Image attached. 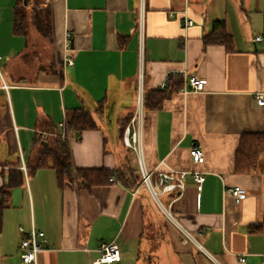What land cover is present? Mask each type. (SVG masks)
Masks as SVG:
<instances>
[{
	"label": "crops",
	"instance_id": "crops-1",
	"mask_svg": "<svg viewBox=\"0 0 264 264\" xmlns=\"http://www.w3.org/2000/svg\"><path fill=\"white\" fill-rule=\"evenodd\" d=\"M41 1L51 10L60 71L39 65L35 48L32 59L28 34L45 38L33 26L25 35L13 32L17 0H0V190L9 191L0 264H23L19 226L45 233L36 264H98L102 242L116 244L121 259L101 264L139 256L146 204L138 193L145 184L122 128L138 89L160 88L167 75L182 83L160 107H142L141 164L153 183L160 173H182L183 188L161 193L169 218L159 227L151 215L153 227L187 264H198L197 256L209 264H264V153L255 171L234 170L240 135L264 132V105L256 101L264 94V41L255 40L264 35V0ZM184 10L192 19L187 27L179 23ZM215 20H224L231 50L203 42ZM190 76L205 80L203 90L180 91ZM78 108L95 127L68 129L72 165L109 169L112 180L59 185L52 166L35 167L40 141L60 133L58 123ZM195 145L202 162L189 156ZM196 171L204 175L200 187ZM233 186L246 194L234 198Z\"/></svg>",
	"mask_w": 264,
	"mask_h": 264
},
{
	"label": "trees",
	"instance_id": "trees-1",
	"mask_svg": "<svg viewBox=\"0 0 264 264\" xmlns=\"http://www.w3.org/2000/svg\"><path fill=\"white\" fill-rule=\"evenodd\" d=\"M33 26L43 38H52L51 10L42 4L41 0H17L13 15V32L25 35L29 27ZM203 42L221 43L227 50L232 49L230 34L225 29L224 20H215L212 28L203 37ZM182 83L180 76H169L164 88L145 91L142 93L143 108H158L164 99L177 91ZM125 122L124 127L129 122ZM67 127L70 132L81 133L83 130L92 129L95 123L90 113L83 109H75L66 117ZM41 147L36 156L35 167L52 166L57 173L59 185L66 180L80 178L86 185L91 182H101L110 179L113 171L109 169H81L75 168L71 161L69 142L60 139L59 133L40 141ZM264 153V132H244L240 135L237 148L234 153V170L240 173H250L257 169L261 154ZM3 195L0 199V228L1 213L6 206V197L9 194L7 188L1 189ZM6 196V197H5Z\"/></svg>",
	"mask_w": 264,
	"mask_h": 264
},
{
	"label": "built area",
	"instance_id": "built-area-1",
	"mask_svg": "<svg viewBox=\"0 0 264 264\" xmlns=\"http://www.w3.org/2000/svg\"><path fill=\"white\" fill-rule=\"evenodd\" d=\"M45 3H49L50 0H43ZM179 23L181 26L187 27L192 24V19L186 15V11H183V14L179 18ZM69 33H66L65 37L67 38ZM255 40L264 41V35H257ZM67 47V46H66ZM1 59V56H0ZM63 62L65 64H72L73 57L72 54L65 53ZM141 77V74L139 75ZM1 77V72H0ZM169 76H165L162 81L160 88H164L167 84ZM187 87L180 88V91L187 93L188 91H201L204 88L205 80L197 78L195 76H190L187 79ZM5 89L8 86L3 83L2 85ZM257 104L264 105V94H258L256 96ZM142 91L138 89L137 92V106L133 116L130 118L129 122L126 124L123 131V143L126 147L132 149L139 157L140 165V175L142 183H144L151 194L155 199L160 203L158 199V194L173 190L176 187L183 188L181 179L183 174L181 173L178 177L174 176L172 173L163 172L158 174L156 182L153 183L151 173L143 169L141 164V129H142ZM58 128L61 130L59 133L60 139L70 141L71 137L68 132L66 118L58 123ZM189 156L194 162L203 161V152L198 145L192 146L189 148ZM113 178L111 177L110 180ZM193 180L197 187H200L201 183L204 180V175L200 172L193 173ZM230 193L236 199L242 198L246 191L240 186H233L229 188ZM19 232L21 233L20 241V259L23 264H36L37 253L42 250L47 242L44 231L37 230L34 227H31L29 230H24L21 226L18 227ZM100 253L98 259L95 261L98 264L101 263H112L117 262L121 259V252L116 244L113 242H102L98 247Z\"/></svg>",
	"mask_w": 264,
	"mask_h": 264
},
{
	"label": "rangeland",
	"instance_id": "rangeland-1",
	"mask_svg": "<svg viewBox=\"0 0 264 264\" xmlns=\"http://www.w3.org/2000/svg\"><path fill=\"white\" fill-rule=\"evenodd\" d=\"M29 46L28 51L32 55L34 60L32 49L40 51V58L36 59L39 61V65L43 67L52 68L55 71H60L61 61L59 50L56 45L52 43L49 38L42 39L36 33H29ZM1 70V68H0ZM70 113L68 114V116ZM138 197H142L146 204L145 208V237L141 244V252L139 256L137 254L132 255V260L128 264H187V259L185 260L183 256L173 257L169 252L167 243L161 242L159 231L153 227L151 218L153 215L155 220H157V226L162 227V222L169 218L168 211L164 210L161 204L155 199L151 194L147 186L139 189ZM158 199L166 206L165 196L158 194ZM159 242V244H158ZM161 245V246H159ZM154 255V257H153ZM196 261L198 264H209L206 260L197 256Z\"/></svg>",
	"mask_w": 264,
	"mask_h": 264
}]
</instances>
